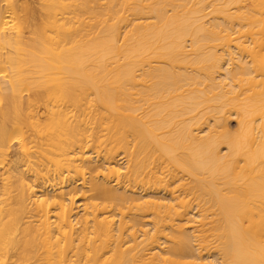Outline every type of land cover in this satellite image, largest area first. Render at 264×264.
<instances>
[{
    "label": "bare ground",
    "instance_id": "1",
    "mask_svg": "<svg viewBox=\"0 0 264 264\" xmlns=\"http://www.w3.org/2000/svg\"><path fill=\"white\" fill-rule=\"evenodd\" d=\"M37 2L0 0V264H264V0Z\"/></svg>",
    "mask_w": 264,
    "mask_h": 264
},
{
    "label": "rangeland",
    "instance_id": "2",
    "mask_svg": "<svg viewBox=\"0 0 264 264\" xmlns=\"http://www.w3.org/2000/svg\"><path fill=\"white\" fill-rule=\"evenodd\" d=\"M19 3H30L33 7H35V8H38L39 7V4H38V2H37V0H17ZM37 14L39 13V12H36ZM36 14V15H37ZM36 15H33V16H28V18H27V20H26V24H25V26L26 25H28V23L27 22H29V23H31L32 22V20L34 19V17L36 16ZM27 17V16H26ZM25 30H26V32H27V30H28V28L26 27L25 28ZM28 33V32H27ZM29 34V33H28ZM230 125L233 127V128H235L236 127V125H237V122H236V118L235 117H232L231 118V123H230Z\"/></svg>",
    "mask_w": 264,
    "mask_h": 264
}]
</instances>
